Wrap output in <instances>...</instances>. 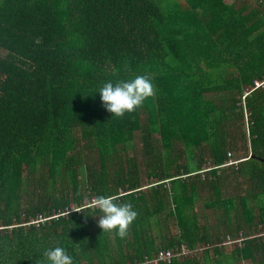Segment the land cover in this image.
<instances>
[{"label":"trees","instance_id":"1","mask_svg":"<svg viewBox=\"0 0 264 264\" xmlns=\"http://www.w3.org/2000/svg\"><path fill=\"white\" fill-rule=\"evenodd\" d=\"M237 1L0 0V264L58 245L136 264L239 234L219 264H264V9ZM135 75L153 95L111 115L96 91ZM101 194L136 211L124 237L98 226Z\"/></svg>","mask_w":264,"mask_h":264},{"label":"clouds","instance_id":"2","mask_svg":"<svg viewBox=\"0 0 264 264\" xmlns=\"http://www.w3.org/2000/svg\"><path fill=\"white\" fill-rule=\"evenodd\" d=\"M96 92L100 94L102 106L110 112L111 115L120 117L126 112L130 113L141 107L145 100L153 95L154 84L146 75H135L128 79L116 80L115 82L106 80ZM229 159L233 160L232 157H229ZM229 159H227L225 165H228L227 162ZM234 160H236V162L238 161V159ZM91 206L96 210L97 214L95 215L99 216L97 224L100 229L109 232L114 230L118 237H124L127 234L129 225L134 221L137 215L131 203L115 202V198L111 195L101 194L96 196ZM228 237L231 239L241 237V240L245 238L242 234L235 237L226 235L224 241L227 244H235L227 242L226 240ZM181 246L185 245L183 244ZM207 247L208 246H205V248ZM188 250L190 254L182 259H186L193 255L194 250ZM33 264H73V257L68 253L65 247L58 245L43 249L41 258L35 259Z\"/></svg>","mask_w":264,"mask_h":264},{"label":"crops","instance_id":"3","mask_svg":"<svg viewBox=\"0 0 264 264\" xmlns=\"http://www.w3.org/2000/svg\"><path fill=\"white\" fill-rule=\"evenodd\" d=\"M223 2H225V0H223ZM225 3H229V1H227ZM240 159H242V158H240ZM199 223L202 224V222H199ZM212 224H213V222H209L208 226H211V228L214 230ZM260 228H262V226ZM262 233H264V232H262ZM262 233H261V235H262ZM224 239H225V236H224ZM223 241L224 240L217 241V242L215 241V242H211V243L210 242H208V243L203 242L199 246H196L193 249L194 250V253L192 255L193 257L190 256V257L186 258L185 260H187L188 261L187 263H189V264H191V262H193V264H219L221 259H223L222 258L223 255H218V252H217L218 249H220L222 251V253L229 254L235 246L239 247V246L243 245V240H241V243H235V244L225 243L226 245H228V247H226V245L223 244ZM205 246H208V247L205 248ZM205 249L208 250V254H205V252H204ZM233 264H251V261L246 260V259H240V260H237L236 262L233 261Z\"/></svg>","mask_w":264,"mask_h":264},{"label":"built area","instance_id":"4","mask_svg":"<svg viewBox=\"0 0 264 264\" xmlns=\"http://www.w3.org/2000/svg\"><path fill=\"white\" fill-rule=\"evenodd\" d=\"M262 84V82L260 81H254V85L252 86V88L258 87ZM250 89L246 90L243 93V98L245 95H247L249 93ZM245 117L247 118V115H245ZM236 162V160H232L229 159L227 164L230 163H234ZM241 237H237V238H227V242L230 243H238L241 241ZM190 254V251L185 247V246H181V249H172V248H160L158 249V251L152 256V257H144L143 261L141 262H136V264H159L160 261L164 262H169L171 261L172 257H177L178 259L187 257Z\"/></svg>","mask_w":264,"mask_h":264},{"label":"rangeland","instance_id":"5","mask_svg":"<svg viewBox=\"0 0 264 264\" xmlns=\"http://www.w3.org/2000/svg\"><path fill=\"white\" fill-rule=\"evenodd\" d=\"M227 1H229V2H231V1H233V0H225V2H227ZM243 1H247V2H250L251 4H252V6H254V7H259V8H261L262 10L264 9V7H263V5H258V2H259V0H243ZM241 2H242V0H238L236 3H237V6L239 5V4H241ZM247 90V89H246ZM245 90V91H246ZM246 111V110H245ZM247 112V111H246ZM248 114V113H247ZM240 153H242L241 151H240ZM225 165V164H224ZM86 201H91V200H86ZM91 204H92V202H91ZM200 207H201V204L198 206V208H197V210L198 211H200ZM199 213V212H198ZM200 221H202L201 219H200ZM174 229H176V227H173ZM256 231L257 230H255L253 233L254 234H256ZM260 232H264V226H262V228H260ZM259 233V232H258ZM238 236V235H237ZM225 239H226V236H225ZM225 239H223V240H225ZM220 241H222V240H220ZM240 243H241V241H240ZM223 244L224 245H226L225 244V241H223ZM183 245V244H182ZM226 247H228V245H226ZM230 247V246H229ZM232 248V247H231ZM226 251V250H225Z\"/></svg>","mask_w":264,"mask_h":264}]
</instances>
